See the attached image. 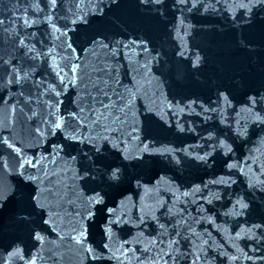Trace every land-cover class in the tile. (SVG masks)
<instances>
[{
	"label": "water",
	"instance_id": "obj_1",
	"mask_svg": "<svg viewBox=\"0 0 264 264\" xmlns=\"http://www.w3.org/2000/svg\"><path fill=\"white\" fill-rule=\"evenodd\" d=\"M170 2L166 0V4ZM209 2L214 10L185 12V35L174 27L183 17L170 4L174 17L169 14L162 21L158 13L140 7L137 0H119L114 7L103 0V15L93 13L98 0H58L55 8L49 0H0V138L8 136L22 149L17 156L0 148V191L40 189L45 216L52 217L51 225L42 232L44 241L38 243L28 227L19 223L27 213L17 212L14 203L0 212V264L5 260L21 264L8 257L13 242L26 259L35 258V264H97L85 249L101 243H109L118 258L103 264H264V259H258L264 258V237L260 235L264 227L255 231L254 239L246 231L264 218V191L259 186L248 188V177L240 171L250 168L249 176L264 180V131L241 111L245 92L264 87V12L256 10L253 23L240 24L231 20L225 0ZM235 2L227 0L228 4ZM170 10L161 7L162 13ZM80 16L87 23H71ZM117 18L127 24L121 34H116L111 23ZM97 32L126 43L146 36L152 42L150 47L161 53L160 62L142 68L150 57L138 47L122 48L115 59L107 49L86 51L90 45L85 40ZM241 35L254 45L250 51L238 47ZM68 43L75 52L68 50ZM182 48L185 58L175 55ZM196 53L206 58L199 71L190 63ZM13 68L23 69L20 76L28 72L27 79L9 84ZM216 88H226L230 94L232 106L222 114L205 120L203 113L197 116L186 107L180 111L189 100H215ZM72 112L86 125V134L108 135L113 142L125 140L133 156L143 147L141 141L161 152L186 148L192 156L204 155L212 152L210 142L206 143L209 132L227 136L233 151L227 156L223 150L212 152L204 163L181 152L177 158L183 157V161L176 164L167 154L144 153L137 162L122 160L112 150L108 158L121 167V178L111 186L102 185L106 193L103 211L98 207L95 218L85 222L81 214L86 215L88 198L94 188L99 190L100 181L86 184L78 178L81 164L72 157L84 146H66L59 155L52 150L53 144L64 141L63 130L53 136L50 125L61 115L63 123H73ZM237 121L246 126V136L238 138L230 132L229 126L236 128ZM178 123L185 131L177 129ZM133 127L139 139L129 135ZM22 159L40 163L22 170ZM225 161L239 167L229 170ZM29 175L38 176V181L29 183L25 180ZM220 177H230L235 183H211ZM196 187L199 192L193 191ZM237 196L250 203L242 215L232 214ZM107 208L115 209L113 219L122 218L110 239L103 238L100 231ZM81 223L88 229L77 242ZM233 256L237 259H228Z\"/></svg>",
	"mask_w": 264,
	"mask_h": 264
},
{
	"label": "snow or ice",
	"instance_id": "obj_2",
	"mask_svg": "<svg viewBox=\"0 0 264 264\" xmlns=\"http://www.w3.org/2000/svg\"><path fill=\"white\" fill-rule=\"evenodd\" d=\"M138 5L146 10L155 11L158 13V17L162 19V21L166 20L169 14L174 17V12L171 10L178 11L183 19L179 20V24L174 27L180 28L187 35L188 26L185 25L184 21L187 19L185 12L193 13L199 12L203 9L204 12H208L209 10H214L213 3L209 2V0H171L170 3L166 4V0H137ZM103 0H98L93 6V13H99L103 15L105 13V8L101 6ZM220 0H216V4H219ZM119 4V0H109L110 6H117ZM169 4L171 5V10L169 8ZM49 5L53 8L58 6V0H49ZM166 6L169 11L161 12V7ZM77 8L80 7L79 4L76 5ZM225 7L227 8V13L230 16L231 20L240 24H251L255 21L256 18V10H260L264 12V0H237L234 4H228L227 0H225ZM237 10H240V15H237ZM51 19V17H49ZM264 22V19H261ZM78 22L87 23L83 16L77 17L71 21L72 24H78ZM28 23L27 21L25 22ZM113 27L116 29V34H121V28H126L127 24L121 21L119 18L113 20ZM57 31L60 29L57 28ZM67 33H63L62 35H66ZM21 45L24 44V41H20ZM86 44L90 45L87 50H95L99 49H107L112 53L113 58L115 59L120 50L130 49L133 47H138L142 50V52L150 57L145 65H141L142 68H146L148 64H151L153 61L159 63L161 58V53L157 51L154 47H150L151 40L146 36L144 37H136L134 39L128 40L126 43L123 39H110L107 35L97 32L91 37L85 40ZM238 47L245 51H250L254 45L250 43L249 39L244 36H240L238 38ZM68 50L75 52L72 43L67 44ZM29 52L33 51L32 48L28 49ZM155 53V56L152 54ZM175 55L180 56L181 58H185V50L182 48L180 51L176 52ZM206 58L201 57L199 53L195 54V58L191 60V68L195 71H199V69L203 66L204 60ZM7 63V62H5ZM75 69V65H73V70ZM23 71V69L17 70L13 68L10 75L11 79L8 80L9 84H20L22 80L27 79L28 72H24V76H20L19 72ZM59 75V74H57ZM60 83L63 85V77L60 78ZM50 87H52L50 85ZM249 92L251 94H249ZM59 95V92L56 93ZM229 91L226 88H216L215 90V100L209 99L207 103H197V100H189L184 107L180 108V111L183 112L185 107L190 109L191 112L195 113L199 116L201 113L204 114V119L209 120L212 119V114L220 113L222 114L224 109L227 107H231V101L229 99ZM183 103V101L181 102ZM215 105V106H213ZM243 108L241 111L248 114L252 123L259 127L261 131H264V87H260L257 89H249L245 92V99L243 101ZM199 107L200 112H196V108ZM81 112L84 111L83 108L80 109ZM35 115V114H33ZM71 120L73 123L66 124L63 123L65 117L57 116L56 119L50 125V132L53 136L57 135L61 130H63V141L70 142L66 144L64 142L59 144H53L52 150L57 155L64 150L66 146L75 147L76 145H83V148L77 150V155L73 156V160H79L81 164V168L78 175V178L84 183L97 184V180L100 181L97 184L96 188L93 189V195L88 198L87 203L90 205L89 208L85 209L86 215L81 214L82 221H90L93 220L96 216V211L98 207L101 211H103V205L105 204V195L104 188L102 185L111 186L114 183H117L121 178V167L115 164L112 160L108 158V154L112 150H116L117 154L121 156L122 160H135L137 162H141L143 160L144 153H158V154H167L171 157L176 164H180L183 161V157L177 158L181 152L184 153V156L190 157L191 160L195 162L204 163L207 162L209 157L212 155V152L219 153L220 150H223V153L227 156L230 154L233 149L231 145L228 143V137L222 136L221 134L213 135V132L208 133V138L206 143L210 142V146L212 152H205L204 155H195L192 156L189 149H164L161 152L160 149L153 148L149 143H143V147L139 149L138 154L133 156L127 147V142L125 140H118L113 142L108 135H103L101 133H96L93 135L90 131L86 134L84 129L86 125H84L83 121L78 119L77 113L72 112L70 114ZM221 124L225 123V120L221 116L220 120ZM177 129L180 132L185 131V128L180 126L178 123L176 125ZM230 132L234 134L236 137H244L247 135L246 126H240L239 121H237V127L232 129L229 126ZM39 131V130H38ZM137 129L135 127L132 128V132L129 134L132 139H139L136 135ZM0 148L4 150H10V152L15 153L17 156H21L22 149L17 147L15 142L11 140L8 136H2L0 138ZM86 149V151L84 150ZM44 159V157H41ZM40 161H35L32 159H22L19 162V168L25 169L26 166H31L32 168H36ZM225 166L229 170H233L239 167L236 163H231L225 161ZM241 174L248 177V188L256 189L259 186L261 191H264V180L259 178H255L249 176L251 169L249 168L248 172H245L243 168L240 169ZM21 176L24 175L23 171L20 173ZM39 177L35 175H29L25 177V180L29 183H33L38 181ZM211 183L213 184H223L225 186H230L234 184L235 181L231 180L230 177L228 179L224 177H220L219 180H213ZM194 192H199V187L193 189ZM41 190L40 189H32L30 191H25L22 188H14L11 191H0V212H2L10 203H14L17 212L27 213V215L19 218V223L25 225L29 229L30 236L35 242L42 243L44 241V236L42 232L44 231L46 226L51 225L52 217L49 214L46 218L44 209L45 204L41 201L40 198ZM185 196L188 193H184ZM219 199V197H216ZM212 201L209 200L210 204ZM250 209V203L246 202L244 196H237L235 201L233 202V211L234 215H242L246 210ZM107 218L103 221V224L100 225L101 236L103 238H111L112 229L119 225L122 222V218L113 219L115 216V209L107 208ZM12 219L15 221L17 219L16 214L14 213ZM127 223V221H124ZM143 219L141 218L140 223L143 224ZM264 227V218L261 219V223L253 224L251 228L246 231L249 233H253L252 236H249V239L255 238V231L260 230ZM163 228V225H161ZM88 229V225L86 223H81L79 226L78 235L76 237L77 242H80L83 238H85L86 232ZM54 230V229H53ZM241 233H237V237H240ZM261 237H264V232L260 233ZM172 243H176L172 241ZM204 243H207L205 241ZM9 247L12 251L8 252V257L10 259H15L21 262V264H35V258L29 260L26 259L23 254V250L20 248L18 244L13 242ZM122 254H124L125 250L121 249ZM86 255H89L93 261H96L97 264H103V262L107 260H111L115 257V254L112 252V248L109 243H101L97 245L95 248L89 246L85 249ZM109 253V255H105V253ZM170 255V253H165V256ZM221 255H227L226 253H221ZM118 259V258H117ZM228 259L235 260L236 257H228ZM247 259H251V257H247ZM258 259H264L262 257H258ZM139 261V258H137ZM197 260L199 257L197 256ZM4 264H8V261L5 260ZM152 264H158V262L153 261Z\"/></svg>",
	"mask_w": 264,
	"mask_h": 264
}]
</instances>
